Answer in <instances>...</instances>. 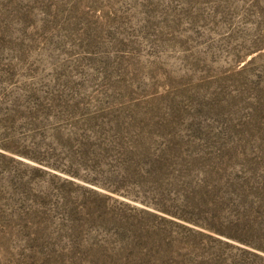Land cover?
<instances>
[{
	"label": "rangeland",
	"instance_id": "374dc122",
	"mask_svg": "<svg viewBox=\"0 0 264 264\" xmlns=\"http://www.w3.org/2000/svg\"><path fill=\"white\" fill-rule=\"evenodd\" d=\"M0 264H264V0H0Z\"/></svg>",
	"mask_w": 264,
	"mask_h": 264
}]
</instances>
